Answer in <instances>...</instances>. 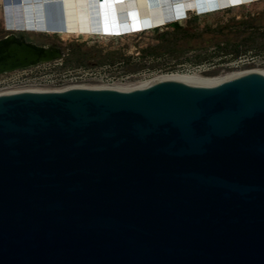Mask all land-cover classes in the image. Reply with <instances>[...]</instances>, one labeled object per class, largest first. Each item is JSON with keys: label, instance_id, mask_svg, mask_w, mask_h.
Wrapping results in <instances>:
<instances>
[{"label": "water", "instance_id": "obj_1", "mask_svg": "<svg viewBox=\"0 0 264 264\" xmlns=\"http://www.w3.org/2000/svg\"><path fill=\"white\" fill-rule=\"evenodd\" d=\"M8 33L0 75L65 57ZM0 264H264V76L0 96Z\"/></svg>", "mask_w": 264, "mask_h": 264}, {"label": "bare ground", "instance_id": "obj_2", "mask_svg": "<svg viewBox=\"0 0 264 264\" xmlns=\"http://www.w3.org/2000/svg\"><path fill=\"white\" fill-rule=\"evenodd\" d=\"M261 1L264 0H0V3L4 27L8 32H42L62 38L71 35L84 38H119L169 23L183 22L192 12L204 16ZM48 8L54 12V22L61 24L64 30H57L58 26H45L44 15ZM168 18L171 19L169 23L166 22ZM244 74L264 76V71L229 74L211 80L202 79L197 75H163L132 88L126 86L114 88L118 90L143 88L163 79L190 85L212 86Z\"/></svg>", "mask_w": 264, "mask_h": 264}, {"label": "rangeland", "instance_id": "obj_3", "mask_svg": "<svg viewBox=\"0 0 264 264\" xmlns=\"http://www.w3.org/2000/svg\"><path fill=\"white\" fill-rule=\"evenodd\" d=\"M195 15L197 14L193 12L189 13L183 22L178 23L191 30H203L206 26L216 27L218 25H226L232 19H234L235 22H245L251 19L255 20L258 25H264V1L249 6L222 10L204 16L199 15L197 21H188ZM2 17V7L0 3V39L4 38L8 33L4 27ZM165 26L159 27L157 32L148 30L140 34L119 38H84L76 35L62 38L55 34L51 35L41 32L26 33V39L39 45L56 43L62 46V48L82 46L81 51L86 54V58L81 63L77 62L76 58L72 59L71 63H66L67 60L63 59V63L74 69L82 68L85 71H105L107 75L118 79H124L125 82L123 83L125 86H138L155 77L163 75H197L202 79L211 80L237 73V70L228 67L233 59L223 55H215L213 48L208 49V52H212L213 54L210 56L212 59L206 60L200 64L194 63L193 60L196 56L194 53H188L186 56L179 59L170 57L157 59L142 57V50L158 44V36L160 34L166 31L172 32L171 29H167ZM262 44H264V41L257 40L248 52L259 56L261 60H263L264 49H261ZM106 66L111 67L106 69ZM201 66H205V68L199 69ZM258 70L264 71V64L259 67Z\"/></svg>", "mask_w": 264, "mask_h": 264}, {"label": "trees", "instance_id": "obj_4", "mask_svg": "<svg viewBox=\"0 0 264 264\" xmlns=\"http://www.w3.org/2000/svg\"><path fill=\"white\" fill-rule=\"evenodd\" d=\"M198 19L199 16L195 15L188 21L195 22ZM165 27L172 32L166 31L160 34L158 44L142 50V57L179 59L188 53H194L196 54L194 63L200 64L212 59L210 56L213 54L208 52L209 48L214 49L215 55L231 56L235 59L246 54L257 40L264 41V25H258L251 19L245 22H235L232 19L226 25L206 26L203 30H191L178 22ZM158 28L152 30L157 32ZM261 49H264V44ZM81 50L82 46H72L70 53L76 56L77 62L80 63L86 58V54ZM71 61L70 57L66 63Z\"/></svg>", "mask_w": 264, "mask_h": 264}, {"label": "built area", "instance_id": "obj_5", "mask_svg": "<svg viewBox=\"0 0 264 264\" xmlns=\"http://www.w3.org/2000/svg\"><path fill=\"white\" fill-rule=\"evenodd\" d=\"M227 57L232 59L231 56ZM263 64L264 59L247 52L233 59L228 67L237 70V73H245L258 70ZM109 67L111 66H106V69ZM203 68L205 66L199 67ZM123 82L124 79L107 75L105 71L74 69L63 61H56L0 75V96L22 92H62L74 88L115 89L114 86H125Z\"/></svg>", "mask_w": 264, "mask_h": 264}, {"label": "flooded vegetation", "instance_id": "obj_6", "mask_svg": "<svg viewBox=\"0 0 264 264\" xmlns=\"http://www.w3.org/2000/svg\"><path fill=\"white\" fill-rule=\"evenodd\" d=\"M10 33H7L6 35H9ZM5 35V36H6ZM72 47V46H71ZM71 47L70 48H64V50H65V57H64V59H66V60H68L67 58H72V59H74V58H76V56H72L70 53H71Z\"/></svg>", "mask_w": 264, "mask_h": 264}]
</instances>
